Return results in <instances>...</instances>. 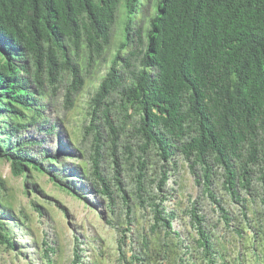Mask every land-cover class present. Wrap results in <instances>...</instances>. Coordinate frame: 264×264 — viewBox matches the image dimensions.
I'll list each match as a JSON object with an SVG mask.
<instances>
[{"label":"trees","instance_id":"1","mask_svg":"<svg viewBox=\"0 0 264 264\" xmlns=\"http://www.w3.org/2000/svg\"><path fill=\"white\" fill-rule=\"evenodd\" d=\"M70 1L0 0V24L25 27L18 62L7 54L4 64L26 75L11 85L9 131H0L13 174L35 155L22 145L44 141L18 129L81 146L88 204L113 231L111 264H264V0H160L161 19L122 55L111 36L120 0H108L98 25L60 18L86 0ZM83 40L88 51L70 64L68 46ZM32 80L41 92L44 80L52 88L54 119L26 87ZM70 113L79 116L78 141ZM4 134L16 141L6 144ZM7 195L0 177V243L29 264L39 263L35 252L56 264L62 249L48 236L23 247L13 241L26 216ZM80 239L76 230L69 237V264H105L106 251Z\"/></svg>","mask_w":264,"mask_h":264},{"label":"clouds","instance_id":"2","mask_svg":"<svg viewBox=\"0 0 264 264\" xmlns=\"http://www.w3.org/2000/svg\"><path fill=\"white\" fill-rule=\"evenodd\" d=\"M147 0H120L119 2H116V5L114 7V22L115 24H113V27L117 24L118 25V29L116 32L113 33V27H112V42H115L119 45V55H122L124 53V51H126L128 48L130 47H134L137 46L138 43L141 41V38H144V36H146L147 31H148V27L150 25V22L153 21L155 18L161 19V15H159V4H160V0H153L152 4H151V10L148 11L147 15L144 14V10H143V5L145 4ZM178 0H168V2H170V4L172 5L173 3H175ZM76 0H71L68 4H75ZM107 8H108V0H86L85 1V5L83 7L82 10L78 9L77 5L75 6V8H69L72 9L70 12L68 11V14L63 13V15L60 18H64L67 19L69 21H71L73 23V19H79L81 20L83 23L82 24H90L93 23L94 25H98L102 22V20H106V15H107ZM143 18L145 23L141 24L140 20ZM126 23L129 24L128 27L126 26ZM21 33H24V29L25 27H22V24H20ZM13 31H11V30ZM6 28L5 26L0 24V131L5 132L9 131V127L8 125L10 124L9 122V117H10V113L8 111V109L10 108V105H8L6 103V98L10 96L11 94V85L12 84H16L17 82L21 81V79H23V77H26L25 73L22 71L21 73L16 72L15 70L12 71V73L5 68L4 64L6 61V55L10 54L11 57L8 59L10 62L12 63H17L18 59L17 56L21 53L23 44L20 41L18 35H20V32L17 30V28L14 27L13 28ZM126 29V31H124ZM119 38V39H117ZM71 41H69L68 43H70ZM4 44H8V46H6V48H4ZM67 44V43H66ZM79 44V45H78ZM78 44L76 43V45L73 46H68L67 49V56L69 59L70 64H74L77 61H79V56L82 54L84 55V52L86 53L88 50L87 47L91 44L89 41H82V42H78ZM139 47V46H138ZM137 47V48H138ZM74 48H78L77 51H75ZM136 48V49H137ZM112 53V52H111ZM113 54V53H112ZM15 56V57H14ZM113 61L115 59H112ZM109 62L108 59L104 58L103 59V65L104 63ZM28 63V62H27ZM109 64H111V62H109ZM101 77H99V80L96 84V86L100 85L101 83H103L107 77V73L105 72L104 69L101 70ZM45 81V87L44 90L42 92L40 91V88L38 87V84L36 81L32 80L30 82H28V84L26 85V87H28L30 90L36 91L40 94H36V98H42L41 99V110L42 113H44L45 115H47L49 117V119L51 120L52 118L54 119L55 116H58L57 112L54 111L51 108V105H47L48 101H54L57 100L56 97H52L51 96V90L52 88H50V85L48 84L47 80ZM87 90L85 89L84 92H86ZM93 92V91H92ZM91 91L88 93V97L85 96L84 98V102L87 101V99L90 96ZM116 93H113L110 96V100L113 99V97H115L117 99V97L115 96ZM54 99V100H53ZM57 104L53 103V108L56 109ZM59 107V105H58ZM59 109L61 110V108L59 107ZM57 110V109H56ZM85 111V109L82 110V114ZM54 116V117H52ZM64 122V121H63ZM18 134L25 136L28 139L31 140H35L37 138H39L40 136H44V141L43 143H40L37 146H32V145H27L28 147H26V145H22L21 149H28L29 152L35 153L31 154L28 157H25V159H29L28 161H31V164H36L38 165L42 171L46 172L49 176H51L52 178H54L55 180L59 181L62 183V185L65 186L66 192L68 195H70L71 197L77 199V200H83L84 206L89 208V210H92L90 208V204H92V199L90 197V183L88 178L85 177L84 174V169L81 167L79 160L83 158V153L80 149L79 146V150L77 152V146L75 145L76 149L73 147V145L70 143L69 145H66L65 143H62L61 145L58 144L56 146L55 142H57V138L54 137V135H47L44 133H37L35 131V129H33L32 131L29 130H25L23 131L22 129H18L17 131ZM4 137L7 139L6 140V144H8V142H15L16 140L14 139H9L8 137H6V135L4 134ZM45 138H48L51 141V143L48 144L47 141H45ZM73 138V137H72ZM74 139V138H73ZM0 140H3L2 137H0ZM59 142V139H58ZM14 145H17V143H14ZM3 146H6L5 143H3ZM43 149V150H40ZM42 151H47L49 152V157H42V155L40 153H42ZM80 151V152H79ZM7 153L6 151H4L3 149L0 150V157L2 158V160L0 162H7L4 157L1 154H5ZM80 155V157H79ZM51 156H56L57 160L59 162V164L50 161V157ZM45 162H47V164L45 165ZM10 168V173L11 176L14 178H19V175H14L12 172V168L10 166V163L7 162ZM30 164V165H31ZM63 168V170H62ZM26 172L29 173V166H28V170H24ZM73 173H70V172ZM0 177L5 181V185L7 187L8 190V195H7V199L9 200L10 204L12 205V207L14 208V210L18 213L19 208L22 210V213L24 216H26V218H22V220L24 221L25 224V233L24 235H19L17 233H15L13 241H15V243L17 245H19V247H23L26 243V241L31 242V239H37L38 237L35 236L34 234L28 232L30 231V219L29 217L25 214L23 208H21L19 205H15L14 203V198L12 193H9V187H8V181L6 180V178L0 174ZM32 183V182H31ZM34 186V189L36 191H38V189H36V183L33 182L32 183ZM38 184V183H37ZM22 186V184H21ZM30 187V183H26L25 186H22V190L24 192V194H29L30 192L32 193L34 190H28V188ZM62 191V190H60ZM35 200H31L30 203L33 205L35 202ZM3 202H8V201H3ZM63 207V206H61ZM64 209V208H63ZM101 209V208H100ZM93 211V210H92ZM95 212V211H94ZM96 213V212H95ZM19 214V213H18ZM20 215V214H19ZM100 217V216H99ZM50 233L48 231H44V237L48 236L49 237ZM44 237H42L41 239L39 238L38 240H42ZM50 238V237H49ZM50 240H52L50 238ZM52 242H55V246H57L56 241L52 240ZM1 246H4V249L6 251H11L14 253V258L16 260L21 259L20 258H16L17 256L15 255L17 251L12 250V249H8L6 248L5 245L1 244ZM17 250H19L18 248H16ZM21 250H23V252H25V248H21ZM33 251V250H32ZM34 254L35 257L40 258L39 259V263L40 264L42 262V258L43 257H39V253L35 252ZM69 254V259H68V264L70 262V253L68 251ZM43 256V254H42ZM53 258V263H54V256H52ZM26 260V259H25ZM27 264H29V261L26 260ZM43 264V263H41Z\"/></svg>","mask_w":264,"mask_h":264},{"label":"rangeland","instance_id":"3","mask_svg":"<svg viewBox=\"0 0 264 264\" xmlns=\"http://www.w3.org/2000/svg\"><path fill=\"white\" fill-rule=\"evenodd\" d=\"M152 2L153 0H147L143 5L145 15L151 10ZM139 20L141 24L145 23L143 18ZM117 29L118 25L116 24L113 27V33ZM85 88L87 89V87ZM80 110L83 109L80 108ZM69 118L74 126L72 137L78 141L80 139L79 116L76 113H70ZM46 164L47 162H45ZM0 174L8 181L9 193H12L15 205H21L20 207L30 219L31 229L28 232L37 236V239H41L44 237V231H48L49 237L55 240L57 246L62 249V253L55 257L56 264H68L67 244L70 235L75 230L76 234L81 235L80 240L87 248H91V246L102 247L103 251L107 253L103 260L104 263L111 264V253L115 249V243L112 239L113 231L104 226L101 217L84 206L83 200H77L65 193V186L61 182L42 171L36 164L29 165V173L23 171L19 175L20 179H18L11 176L7 162H0ZM31 182L36 183L38 191L34 189ZM26 183H30L28 190H34L32 193L24 194L22 186H25ZM33 199L35 203L32 205L30 201ZM0 264H27V262L24 258L16 260L13 252L6 251L4 246L0 245Z\"/></svg>","mask_w":264,"mask_h":264}]
</instances>
